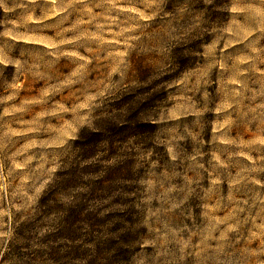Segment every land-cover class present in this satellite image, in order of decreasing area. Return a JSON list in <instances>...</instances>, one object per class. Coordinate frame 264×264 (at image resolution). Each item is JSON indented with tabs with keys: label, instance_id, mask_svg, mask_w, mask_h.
<instances>
[{
	"label": "clouds",
	"instance_id": "1",
	"mask_svg": "<svg viewBox=\"0 0 264 264\" xmlns=\"http://www.w3.org/2000/svg\"><path fill=\"white\" fill-rule=\"evenodd\" d=\"M0 264H264V0H0Z\"/></svg>",
	"mask_w": 264,
	"mask_h": 264
}]
</instances>
